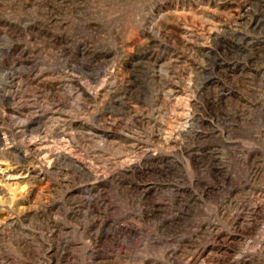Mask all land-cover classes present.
Returning a JSON list of instances; mask_svg holds the SVG:
<instances>
[{
  "label": "rangeland",
  "instance_id": "1",
  "mask_svg": "<svg viewBox=\"0 0 264 264\" xmlns=\"http://www.w3.org/2000/svg\"><path fill=\"white\" fill-rule=\"evenodd\" d=\"M0 264H264V0H0Z\"/></svg>",
  "mask_w": 264,
  "mask_h": 264
}]
</instances>
